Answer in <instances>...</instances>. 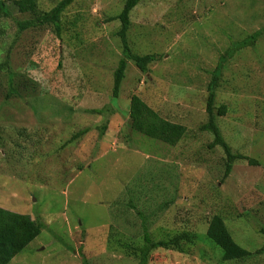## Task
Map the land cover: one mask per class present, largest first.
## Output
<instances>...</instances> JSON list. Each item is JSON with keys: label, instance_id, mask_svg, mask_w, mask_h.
<instances>
[{"label": "rangeland", "instance_id": "rangeland-1", "mask_svg": "<svg viewBox=\"0 0 264 264\" xmlns=\"http://www.w3.org/2000/svg\"><path fill=\"white\" fill-rule=\"evenodd\" d=\"M60 1L39 0V7L49 11ZM7 5L10 16L0 18V206L45 225L9 264H139L127 253L143 242L138 211L157 235L190 229L203 237L221 214L240 245L253 253L263 246L264 32L226 64L214 104L217 114L226 106L217 116L225 140L248 159L236 160L226 176L224 149L209 147L214 136L200 126L222 53L264 28V0H141L129 43L157 60L148 75L129 62L119 97L113 75L123 46L113 18L125 0H75L61 34L53 24L20 32L18 22L31 14ZM28 71L37 93L7 97L9 73ZM132 94L186 126V137L170 146L133 133ZM110 103L117 109L95 150L103 116L88 110ZM149 264H264V254L221 261L201 240L187 253L154 250Z\"/></svg>", "mask_w": 264, "mask_h": 264}, {"label": "trees", "instance_id": "trees-1", "mask_svg": "<svg viewBox=\"0 0 264 264\" xmlns=\"http://www.w3.org/2000/svg\"><path fill=\"white\" fill-rule=\"evenodd\" d=\"M12 1L22 13L31 14V18L18 22L19 31L24 32L27 29L39 25L53 24L58 34L62 32L61 17L65 10L74 3L75 0H61L49 11H42L39 7V0H0V18L9 17L11 12L7 5ZM141 2V0H125V6L122 12L115 18L120 21L121 27L117 32L123 46V56L119 60L118 66L114 71V97H119L122 83L126 77V70L129 62H133L144 74H149V65L157 60V54H139L133 50L129 43L128 32L131 26V12ZM264 28L255 31L242 40H235L222 53L218 65L213 71V77L208 87L207 112L208 120L200 126V131L213 134V141L209 147L220 146L226 153V171L228 176L232 172L233 163L238 159H245L246 156L239 152H234L230 144L225 140L224 135L217 121V116L226 113V106L220 107L218 114L215 113L216 91L219 85V79L226 64L236 53L249 46H255L259 37L263 34ZM6 64H10L7 57ZM36 64V63H35ZM58 68L62 69L63 63L59 61ZM3 63H0V71L3 69ZM10 65H8L9 67ZM41 66L39 65V69ZM38 69V68H37ZM36 69V71H37ZM35 71V70H34ZM12 73V74H11ZM9 73V92L7 97L34 96L37 93V83L31 77V71L28 73ZM34 73V72H33ZM23 91L24 94L22 93ZM42 91H40L41 93ZM42 94V93H41ZM25 96V97H26ZM115 107L112 103L99 109H87L94 114L103 116V120L96 126L99 131V138L95 150L102 147V139L109 129L110 116L114 114ZM128 128L133 133L140 136L154 139L170 146L177 145L186 135L188 129L181 123L171 121L163 117L157 110L152 108L138 94H132L128 109ZM87 131V130H86ZM82 130L74 135L77 139L83 135ZM248 159V158H247ZM251 163H257L249 159ZM143 218V242L140 246H134L133 251L128 250V256L134 257L139 264H149L152 252L157 249L173 250L180 253H187L190 245H195L204 240L209 247L213 249L219 260L231 261L245 259L252 254H264L263 246L253 253L249 249L240 245L233 237L225 218L221 214H214L208 222V227L203 237L198 231L183 229L170 232L169 230L162 235H157L146 225L147 217L141 211H138ZM44 224L39 218H33L30 214L16 212L11 209L0 206V264H9L14 257L21 253L34 239L42 232ZM160 231V230H159ZM162 232V231H161ZM260 233L264 239V224L260 228ZM158 236V237H157ZM212 259L214 257L212 256ZM86 260V259H85ZM88 264V263H86Z\"/></svg>", "mask_w": 264, "mask_h": 264}]
</instances>
